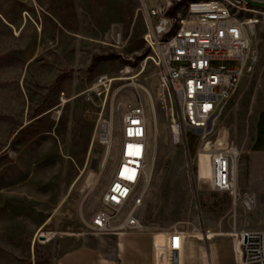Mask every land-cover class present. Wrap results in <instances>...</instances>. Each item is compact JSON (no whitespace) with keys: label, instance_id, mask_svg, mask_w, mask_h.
<instances>
[{"label":"rangeland","instance_id":"obj_1","mask_svg":"<svg viewBox=\"0 0 264 264\" xmlns=\"http://www.w3.org/2000/svg\"><path fill=\"white\" fill-rule=\"evenodd\" d=\"M142 2L0 0V264H61L57 250L71 246L69 237L89 239L93 264H149L156 235L174 225L193 233L184 264H210L200 230L229 233L234 216L237 226L264 227L262 178L238 187L235 202L212 189L210 158L200 178L196 134L173 142L168 107L176 109L177 96ZM252 9L246 69L211 132L228 137L238 161L264 113V9ZM137 96L150 126L146 229L95 235L88 225L114 169L124 108ZM103 120L113 125L110 150L99 137ZM209 206L225 216L223 231L206 227ZM126 234L136 252L126 249Z\"/></svg>","mask_w":264,"mask_h":264},{"label":"built area","instance_id":"obj_2","mask_svg":"<svg viewBox=\"0 0 264 264\" xmlns=\"http://www.w3.org/2000/svg\"><path fill=\"white\" fill-rule=\"evenodd\" d=\"M141 1L158 33L155 44L162 57L166 85L177 96L176 109L168 107L173 142L188 143L189 134H196L198 151L208 152L212 161V189L229 192L236 202L239 192L233 169L237 167L239 150L226 135L218 133L212 138L211 132L246 69L252 23L245 15L254 10L253 6L246 0H154V4L152 0ZM164 100L167 103L165 96ZM149 153V121L145 105L137 96L124 108L114 169L101 207L88 225L93 234L119 235L146 229L142 208ZM125 166L127 171L123 173ZM130 175L132 178H127ZM234 223L230 236L236 263L264 264V227L237 226L236 216ZM202 230V234L208 233ZM166 234L161 249L154 242L155 260L160 251L164 264H179L181 255L184 261L186 238L191 233L174 225ZM208 257L213 264L210 253Z\"/></svg>","mask_w":264,"mask_h":264},{"label":"crops","instance_id":"obj_3","mask_svg":"<svg viewBox=\"0 0 264 264\" xmlns=\"http://www.w3.org/2000/svg\"><path fill=\"white\" fill-rule=\"evenodd\" d=\"M253 135L250 146L237 164L236 170V186L241 190L253 188L256 180L262 178L264 181V113L260 116L258 114L253 127ZM205 171V170H204ZM206 173V172H205ZM238 188V189H239ZM253 191V190H252ZM264 202V201H262ZM204 223L210 230L224 229L225 216L215 217L214 210L211 206L205 208L203 213ZM193 233H191L192 235ZM205 238L208 239V252L211 254L213 264H237L236 254L233 245V239L230 232L225 234L221 233H203ZM129 234L122 235L126 237ZM166 232L158 233L155 237V244L161 249L166 242ZM48 240V237H45ZM71 246L66 249L59 247L57 250L59 256L63 257L61 264H93L94 252L88 250L89 239L83 237L82 239H74L69 237ZM130 237L124 238V244L127 250L136 252L139 248L138 245L131 242ZM79 242V243H78ZM74 243V244H73ZM78 243V244H77ZM152 246V245H151ZM84 247V248H83ZM153 247V246H152ZM151 247V248H152ZM200 245L198 251L200 252ZM149 254V264L154 263V249H151ZM80 262V263H77ZM155 264H164L162 253L159 251L157 261ZM179 264H184L182 255L180 256Z\"/></svg>","mask_w":264,"mask_h":264},{"label":"bare ground","instance_id":"obj_4","mask_svg":"<svg viewBox=\"0 0 264 264\" xmlns=\"http://www.w3.org/2000/svg\"><path fill=\"white\" fill-rule=\"evenodd\" d=\"M262 1H264V0H262ZM263 14H264V12H263ZM151 30H152L151 32L153 33V29L152 28H151ZM152 110H153V113H154V116H155V106H154V104H152ZM112 129H113V125H112L111 122L104 121V120L101 122V131H100V136L99 137H100V140L103 143H106L108 145V149L109 150L111 149V146H112V143H113V130ZM206 158H210L209 153L201 151L199 153V155H198V160L200 161L199 169H200V178L201 179L202 178H206L205 171H204L205 170L204 162H205ZM210 161H211V158H210ZM147 167H148V165H147ZM236 170H237V167H235L233 169V176H234L235 181H236ZM126 171H127V166H125L123 168V173H126ZM211 177H212V161H211L210 178ZM148 178H149V175H148ZM235 186H236V184H235ZM236 189H237V186H236ZM244 203L247 206V208L251 207V204L248 201L245 200Z\"/></svg>","mask_w":264,"mask_h":264},{"label":"water","instance_id":"obj_5","mask_svg":"<svg viewBox=\"0 0 264 264\" xmlns=\"http://www.w3.org/2000/svg\"><path fill=\"white\" fill-rule=\"evenodd\" d=\"M248 4H250L253 7L263 8L264 9V1L262 0H246ZM45 238V237H41Z\"/></svg>","mask_w":264,"mask_h":264},{"label":"snow or ice","instance_id":"obj_6","mask_svg":"<svg viewBox=\"0 0 264 264\" xmlns=\"http://www.w3.org/2000/svg\"><path fill=\"white\" fill-rule=\"evenodd\" d=\"M127 178L131 179V178H132V176L130 175V176H128Z\"/></svg>","mask_w":264,"mask_h":264}]
</instances>
